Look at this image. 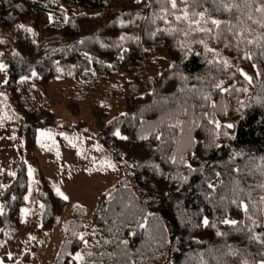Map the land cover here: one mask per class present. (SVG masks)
Returning a JSON list of instances; mask_svg holds the SVG:
<instances>
[{
  "label": "trees",
  "instance_id": "1",
  "mask_svg": "<svg viewBox=\"0 0 264 264\" xmlns=\"http://www.w3.org/2000/svg\"><path fill=\"white\" fill-rule=\"evenodd\" d=\"M202 4L197 11L237 22L212 11V0ZM256 6L241 4V12L258 19ZM164 9L175 12L158 0H0L7 80L0 97L23 122L20 158L0 183V245L19 227L30 164L40 211L35 232L62 224L52 264H259L264 258V49L241 46L253 53L248 60L235 40L226 46L229 41L202 33L185 36L174 15L160 19ZM250 31L253 38L264 29ZM202 37L215 54L198 42ZM62 79L71 80L65 101L50 89ZM219 82L230 90L217 89ZM97 95L102 103L92 98ZM85 100L90 128L124 179L98 192L91 211L75 203L67 216L66 200L36 166L35 140L38 129L57 124L53 105L75 119ZM30 253L11 262L2 255L0 262L26 264ZM77 253L82 261L73 259Z\"/></svg>",
  "mask_w": 264,
  "mask_h": 264
},
{
  "label": "rangeland",
  "instance_id": "2",
  "mask_svg": "<svg viewBox=\"0 0 264 264\" xmlns=\"http://www.w3.org/2000/svg\"><path fill=\"white\" fill-rule=\"evenodd\" d=\"M0 64L5 66L1 57ZM5 80L6 69L0 71V85ZM70 82L71 80L68 79L53 81L50 88L52 97L54 99L60 97L65 101L68 95H71L67 88ZM59 84L64 85V88H60ZM2 88L3 86H0V96L3 92ZM92 98L102 103L98 101L99 95L97 98L95 96ZM79 105L81 113L79 118L75 119L60 104L53 105L57 124L48 129H38L35 140V155L38 158L36 166L42 170L55 194L59 189L68 197L63 209L67 216L70 215L75 203L91 211L95 206L98 192L124 179L122 169L112 162L109 152L101 146L98 136L90 128L88 100L81 101ZM22 126L23 122L17 113L10 112L0 97V183L9 180L8 174L14 171L16 162L20 158L17 147L22 145ZM109 164L115 167H109ZM33 168V165H27L25 194L27 199L21 207L19 227L11 237L1 243L0 257L6 255L7 261L11 262L29 248L31 253L26 264H52L55 251L62 239L60 230L62 224L56 225L51 230L35 232L40 221V211Z\"/></svg>",
  "mask_w": 264,
  "mask_h": 264
},
{
  "label": "snow or ice",
  "instance_id": "3",
  "mask_svg": "<svg viewBox=\"0 0 264 264\" xmlns=\"http://www.w3.org/2000/svg\"><path fill=\"white\" fill-rule=\"evenodd\" d=\"M158 2L165 3L170 6V9L180 13L177 15L175 12H169L167 9H164L163 11H165V16H161L160 19L166 20L167 15H174L175 21L181 22L185 26L184 28L178 29L179 31H182L185 36L191 35L193 33H202L204 34V37H209L216 41H229V45L226 46H230L232 41L235 40V46L241 52H243V58L248 60L253 59V53L250 50L244 52V48L241 46L246 47L248 45H256L264 49V32H261L259 36L249 38L252 35V32L250 31L251 25H255L261 29H264V0H212V3L216 5L212 11H223L233 14V19L237 21L236 23H233L232 20H221L214 18L211 12L206 8L197 11V8L203 7L202 0H158ZM181 4L184 5L183 8L180 7ZM241 4H243L245 8H250L252 4H256L257 6L254 8V13H258L259 18L254 19L253 14L241 12ZM237 12L241 13L239 17L235 16V13ZM245 15L246 20L242 18ZM246 21H250L251 25L246 26ZM20 27L24 28V25H20ZM27 31H31V29H27ZM173 31H177V29H173ZM252 31H254V29H252ZM198 42L203 44L208 52L215 54L216 50L214 48L208 47V44L203 37ZM260 54L264 55V51H261ZM216 63H221V61L217 60ZM222 63L225 68L231 66L228 60H223ZM4 69L5 66L0 64V71H3ZM240 74L246 81L249 83L252 82L253 78L248 76L247 73H244L241 70ZM260 74V72L257 73V75ZM33 75H35V73H33ZM4 83H7V80H5ZM215 87L222 92H228L230 90L229 88L223 86V82L216 83ZM243 90L246 91V89ZM203 99L210 100V96H204ZM216 126L220 127L218 123ZM172 127H176V125H173ZM226 127L232 128L233 125L229 124ZM116 135H119V132H117ZM108 166L115 167L111 164ZM29 174H31V169H29ZM209 187H212V185H209ZM260 187L264 188V183H262ZM57 194L60 195L64 200L68 199V197L60 192L59 189H57ZM25 199H27V197ZM260 201L264 202V196L260 197ZM235 202L236 201H233V203ZM240 206L245 213L249 212L248 204H245L241 201ZM222 222L230 225L237 224L236 220L225 219ZM203 224L204 226H208L209 221L205 218L203 220ZM138 226L144 227L145 225L143 223H139ZM131 235H135V233L133 232ZM218 235H220V233H218ZM79 239L83 241L85 245L88 244V241L84 238V235H80ZM253 239H259V237H253ZM261 242L264 243V241ZM121 243L127 245L128 241L124 240L121 241ZM73 259L82 261L84 257L77 253ZM0 264H2V262H0ZM259 264H264V258L259 261Z\"/></svg>",
  "mask_w": 264,
  "mask_h": 264
}]
</instances>
